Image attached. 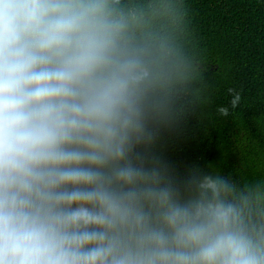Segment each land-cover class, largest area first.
Wrapping results in <instances>:
<instances>
[{
	"label": "clouds",
	"instance_id": "obj_1",
	"mask_svg": "<svg viewBox=\"0 0 264 264\" xmlns=\"http://www.w3.org/2000/svg\"><path fill=\"white\" fill-rule=\"evenodd\" d=\"M205 71L184 0H0V264H264V176L152 151Z\"/></svg>",
	"mask_w": 264,
	"mask_h": 264
},
{
	"label": "trees",
	"instance_id": "obj_2",
	"mask_svg": "<svg viewBox=\"0 0 264 264\" xmlns=\"http://www.w3.org/2000/svg\"><path fill=\"white\" fill-rule=\"evenodd\" d=\"M191 45L206 71L194 109L160 130L152 151L180 180L193 170L264 176V0H184ZM241 93L230 107L228 89ZM229 107L221 116L216 109Z\"/></svg>",
	"mask_w": 264,
	"mask_h": 264
}]
</instances>
